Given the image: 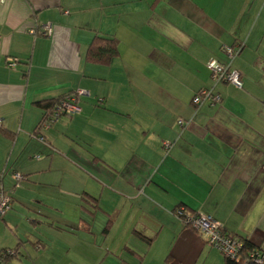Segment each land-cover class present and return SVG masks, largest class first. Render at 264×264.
<instances>
[{"label": "crops", "instance_id": "obj_1", "mask_svg": "<svg viewBox=\"0 0 264 264\" xmlns=\"http://www.w3.org/2000/svg\"><path fill=\"white\" fill-rule=\"evenodd\" d=\"M98 35L119 41L108 65L88 61ZM208 88L221 102L194 107ZM80 92L39 128L41 103ZM0 188L7 264H223L178 206L264 249V0H0Z\"/></svg>", "mask_w": 264, "mask_h": 264}, {"label": "built area", "instance_id": "obj_2", "mask_svg": "<svg viewBox=\"0 0 264 264\" xmlns=\"http://www.w3.org/2000/svg\"><path fill=\"white\" fill-rule=\"evenodd\" d=\"M52 26L46 25L44 27V32L46 34H52ZM225 54L233 59L235 57V51L233 48H224ZM14 64H10L13 66ZM207 70L210 73L212 81L216 84L226 83L234 86L235 88L241 89L242 83L240 80L241 74L237 70H233L229 64H222L218 61L212 60L206 65ZM84 95V92L76 94L75 96L69 97L67 100L63 101L61 105L57 108L51 120L47 122L49 127L53 122L57 121L63 115H77L81 114L82 109L79 105L80 96ZM221 102V97L219 94L215 93L212 89H203L198 92L192 99V104L194 107H200L205 103L210 105L219 104ZM180 126H184V122H179ZM42 140V139H41ZM165 149H170V143H164ZM16 181V187L20 188L22 182L25 178L22 174L16 173L13 175ZM12 197L8 192L3 190L0 191V219L4 218L12 210ZM184 223L186 225H191L196 231H198L204 238L205 241L212 247L218 249L220 253L227 258L232 260H237L239 258V252L241 249V243L234 237H227L222 233V225L215 221L210 216L199 214L197 216L185 214ZM256 257L255 261L257 263H262L259 254L251 255L253 259Z\"/></svg>", "mask_w": 264, "mask_h": 264}, {"label": "trees", "instance_id": "obj_3", "mask_svg": "<svg viewBox=\"0 0 264 264\" xmlns=\"http://www.w3.org/2000/svg\"><path fill=\"white\" fill-rule=\"evenodd\" d=\"M234 47L235 46H233V49ZM118 55H119V41L113 36H101V35L99 36L98 35L94 38V41L92 42L89 48L88 61L92 64L108 65ZM75 95L76 94L71 95V96L66 95L58 99H53V100L46 101L45 103H41V106L43 107L45 113H44V118L39 125V128L43 126L44 122L47 123L49 120H51V117L53 116V114L55 113V111L61 105L63 101ZM0 191H1V188H0ZM88 200L91 203L92 201H95L94 198H91V197L90 198L88 197ZM175 212L176 213L179 212V216L183 221H184V216H181V215H184V213L197 216V214H193V213L191 214L189 210H187L184 206H178L175 209ZM186 226L191 227V225H186ZM221 231L223 235L227 237H233L223 227ZM196 232L199 233L198 231ZM234 238L237 239L241 243L239 258L237 257V260H232L230 258L223 256L224 258L223 264H264V249H261L260 247L256 246L251 241L245 238H238V237H234ZM252 254L253 255L259 254L262 260V263H257L255 261L256 257L252 259L251 258ZM19 255H20V251L17 249L2 251L0 253V264H7L10 260H12L15 257H18Z\"/></svg>", "mask_w": 264, "mask_h": 264}, {"label": "rangeland", "instance_id": "obj_4", "mask_svg": "<svg viewBox=\"0 0 264 264\" xmlns=\"http://www.w3.org/2000/svg\"><path fill=\"white\" fill-rule=\"evenodd\" d=\"M239 72V71H238ZM240 73V72H239ZM209 89V88H208ZM69 175H70V178H68L69 179V187L70 188H72L73 190H76L77 188H80V187H83V186H85L88 182H87V180L85 179V178H83L82 176H79V174H77V173H69ZM57 176H59V177H64V174L63 173H58L57 174ZM94 184H95V186H94ZM88 186H92V190L93 191H96V192H100L99 191V189H100V187H99V185L97 184V183H94L93 181L92 182H89L88 183ZM17 190H20V189H17ZM78 192H80L81 194H83V192H84V190H78L77 192H75V193H78ZM28 199H29V197H28ZM53 199H54V197H53ZM191 213V212H190ZM174 215L176 216V218H178V219H180V220H182L181 218H180V216H179V212L178 213H176V212H174ZM203 215H205V214H203ZM219 223V222H218ZM220 224V223H219ZM199 234V236L201 237V238H203L204 239V241H205V238L200 234V233H198ZM206 242V241H205ZM208 247H210V245L209 244H207V243H205ZM211 248V247H210ZM213 249L215 250V251H217V253H218V255L219 256H221V258H223V255L220 253V251L218 250V249H216V248H214L213 247Z\"/></svg>", "mask_w": 264, "mask_h": 264}]
</instances>
